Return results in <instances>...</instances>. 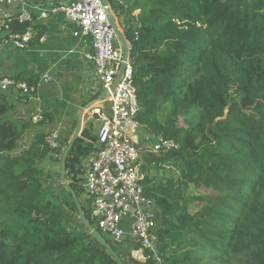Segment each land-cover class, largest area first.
<instances>
[{"label": "trees", "instance_id": "16d2710c", "mask_svg": "<svg viewBox=\"0 0 264 264\" xmlns=\"http://www.w3.org/2000/svg\"><path fill=\"white\" fill-rule=\"evenodd\" d=\"M107 2L130 47L138 121L179 145L144 155L141 183L157 210L158 264H224L241 254L244 264H264V0ZM31 27L35 42L41 27ZM14 77L36 86L40 74ZM19 102L0 92V264H117L85 229L77 235L68 225L65 213L77 218V210L69 193L63 198L52 187L46 135L21 148L33 125L32 109L25 119L15 111ZM49 116L43 113L44 122ZM94 126L86 123L66 161L75 193L74 169L90 153L83 140L95 139ZM163 163L179 172L176 179L148 176ZM191 186L198 196L189 197ZM192 201L201 204L194 213Z\"/></svg>", "mask_w": 264, "mask_h": 264}, {"label": "built area", "instance_id": "2783aa9c", "mask_svg": "<svg viewBox=\"0 0 264 264\" xmlns=\"http://www.w3.org/2000/svg\"><path fill=\"white\" fill-rule=\"evenodd\" d=\"M30 9L27 0H0V47L17 51L29 49L34 39ZM58 9L79 28L74 35L91 39L92 52L83 57L92 66L100 90L99 99L109 102L105 112L100 106L90 109L93 116L100 118V124L94 132V140H83L90 153L80 157L74 169L79 174L75 182L76 193L83 198L91 223L101 235L106 236L117 251L126 248V260L146 264L149 259H154L158 264L160 260L153 233L157 210L154 201L145 195L141 183L145 164L142 153L159 157L178 150L179 145L153 135L138 121L132 64L128 59L120 75L124 51L99 0H72L59 8L42 10L39 17L47 19ZM15 23H27L28 26L23 31H15ZM52 81L50 69L40 75L36 86H29L14 76H0V92H13L20 98L19 103L25 106L40 88L48 87ZM104 91L109 93L108 98L104 97ZM34 110L30 115L31 124H41L44 122L43 111L39 107ZM62 131L63 127L58 124L45 137L49 149L58 156L62 154ZM161 167L169 168V165L163 163ZM66 181L69 183L70 179ZM124 221L129 222L128 231L122 228ZM128 239L135 242L133 248L127 247Z\"/></svg>", "mask_w": 264, "mask_h": 264}, {"label": "crops", "instance_id": "0c3cea01", "mask_svg": "<svg viewBox=\"0 0 264 264\" xmlns=\"http://www.w3.org/2000/svg\"><path fill=\"white\" fill-rule=\"evenodd\" d=\"M27 1L33 16L32 25L41 27V35L38 36L37 41L30 44L27 51L0 47V76H15L24 70L34 71L41 75L50 69L52 70L53 81L49 85L50 87L40 88L39 93L30 101L28 106L22 107L20 103H16L15 111H18V114L21 111L22 119H25L27 109H32L31 115L35 111L34 108L39 107L43 113L50 114L48 119L52 118L53 115L68 116L71 121L70 126L74 125L75 119L78 120L82 112L84 121L85 116L93 107L100 106L105 112L104 104L109 102L97 98L99 87L92 66L83 57L92 52L91 39H83L79 35H74V33L79 32V28L67 20L62 10L58 9L55 13H50L47 19L39 17L42 10L49 11L53 8H59L72 0ZM116 25L119 30H122V22L119 23L118 19ZM35 35L34 31V37ZM40 39L43 41L40 42ZM82 90H85L86 94L81 93ZM11 96L15 99V96ZM87 96L89 99L85 102L84 98ZM87 122L82 125L81 131ZM51 130L44 134H48ZM142 154L145 155V153ZM122 228L128 231L129 222L124 221ZM133 246H135V242L128 240L127 247L130 249ZM117 252L122 258H125L127 253L125 247L119 248Z\"/></svg>", "mask_w": 264, "mask_h": 264}, {"label": "rangeland", "instance_id": "374dc122", "mask_svg": "<svg viewBox=\"0 0 264 264\" xmlns=\"http://www.w3.org/2000/svg\"><path fill=\"white\" fill-rule=\"evenodd\" d=\"M120 31L123 33V31H124L123 27H122V30H120ZM39 91L35 94V96L39 93ZM98 92H99V94H98V97L97 98H100V90H98ZM7 93L10 96L11 100L14 101L15 99L10 94H12L15 97H16V95L13 92H11V91H8ZM81 93L86 94V91L85 90H82ZM88 99H89L88 96L85 97L84 98V100H86L85 102H87ZM29 103L30 102H27L25 104V106L27 104H29ZM22 107H24V106H22ZM104 107H105L104 111H106V108L109 107V103H105L104 104ZM19 113L21 114V111ZM58 118H60V119L58 120ZM87 120L88 121L89 120H93L94 125H95L94 126V132H95L97 130V127L100 124V118L99 117L98 118L94 117L91 114V112L89 111L88 114L85 116L84 121L82 119V125L85 124V122H87ZM45 122H43L41 124H38V125H33L34 127L32 126V128L30 129V131L27 132L24 135V138H23L22 142L20 143L21 148L26 147L30 143V141L32 140L33 136L36 133H45V132H47V131L55 128L56 125L60 123V125L63 127V131H62L63 132V135H62V137L60 139L62 141L61 148H62V153H63V151L66 148V145H65L67 143L66 139H67V137H69L72 134L71 133L72 132V129H71V126H70L71 125V121H70L69 117L68 116H56V115H53L52 118H50V119L47 120V123H45ZM82 125H81V127H82ZM58 155H55V153H54V155L53 154L51 155V160L52 161L50 160L51 162H49L47 164L46 169L48 171H50L51 172V175L53 176L54 183L52 182V187H53L54 191L56 193H60V195L63 198H66L67 199L68 198V195H67L68 192L67 191L66 192L63 191L64 194L61 193V190L63 189V187L61 186V184L59 182V177H58L59 161H60L61 156H58ZM144 174L145 173L143 172V175ZM147 174H148L149 177L154 178L155 180L156 179L157 180H165V179H168V178L176 179L177 176H178V174H179V172L178 171H174V169L168 168V167L167 168L162 167V169H160V170L151 167L150 170L147 172ZM188 195H189V197H195V196H198L199 195V192L193 186H191L190 189H189V191H188ZM79 197L81 198V201L83 202V198L80 195H79ZM200 207H201V204H199L197 201H192L189 204V212L190 213H194V212L198 211L200 209ZM65 214H66V217H67V223L70 226V228L72 229V231L75 234H77V235H85L86 234L85 231H84L85 228L83 227V225L81 224V222L76 218V216H74L72 214H69V213H65ZM102 236H104V235L102 234ZM104 237H105V239H107L110 242V240L106 236H104ZM127 241H126V244H127ZM123 259H125V258H123ZM247 260H248V255L241 254V255H239L237 257H231V258H229L227 261L224 262V264H244L245 261H247Z\"/></svg>", "mask_w": 264, "mask_h": 264}, {"label": "water", "instance_id": "95a60500", "mask_svg": "<svg viewBox=\"0 0 264 264\" xmlns=\"http://www.w3.org/2000/svg\"><path fill=\"white\" fill-rule=\"evenodd\" d=\"M99 2L104 7L106 15L110 21V24L113 27V29L115 30L117 38H118V40H119V42L123 48V51H124L123 64H122V68L120 71V75H121L123 72V69L125 67V63L129 59L130 47H129L123 33L118 29V27L116 25V19L114 18L113 14L110 10V6H109L107 0H99ZM27 26H28L27 23H24L21 25L15 23L14 24V30L15 31H23L27 28ZM118 81H119V78L113 84L112 90L115 88ZM103 95H104V97H107V98L109 97V93L106 91L103 92ZM82 118H83V112L79 115L73 136L70 139L69 143L67 144L65 150L63 151V153L61 155V158L59 161V172H58L59 181H60L63 189L70 194L71 199H72V201L76 207V210H77V219L81 222V224L83 225V227L85 228V230L87 231V233L91 237V239L95 243H97L99 246L104 248V250L113 257V259L115 260V262L117 264H125V262L120 258L118 253L110 246V244H108L104 239H102V237L98 234L97 230L86 220V216L84 214V211L82 210V206L79 203L77 194L69 186L68 182L66 181V171H65L66 161H67L69 152L72 149L73 144L80 137V134L82 132L81 131Z\"/></svg>", "mask_w": 264, "mask_h": 264}]
</instances>
